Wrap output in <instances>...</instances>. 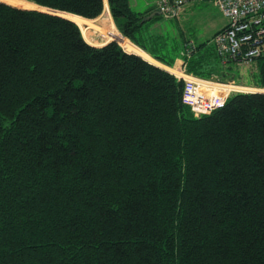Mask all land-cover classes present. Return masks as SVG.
Segmentation results:
<instances>
[{
	"label": "trees",
	"instance_id": "obj_1",
	"mask_svg": "<svg viewBox=\"0 0 264 264\" xmlns=\"http://www.w3.org/2000/svg\"><path fill=\"white\" fill-rule=\"evenodd\" d=\"M27 1L90 21L105 9ZM107 3L124 38L174 64L182 47L152 28L163 14ZM120 44L0 1V264H264V92L196 116L183 79ZM185 63L264 88V44L224 62L212 40Z\"/></svg>",
	"mask_w": 264,
	"mask_h": 264
},
{
	"label": "built area",
	"instance_id": "obj_2",
	"mask_svg": "<svg viewBox=\"0 0 264 264\" xmlns=\"http://www.w3.org/2000/svg\"><path fill=\"white\" fill-rule=\"evenodd\" d=\"M196 1L204 0H159L158 7L164 17L174 19L181 16L187 4ZM211 1L228 20L227 25L213 37L216 50L224 62H249L261 55L264 44V0ZM115 41L119 42L118 39ZM195 48V43L191 42L184 56L182 70L175 72V76L185 81L183 100L196 116L209 114L223 107L234 92H247L252 89L237 84L234 80L224 82L188 73L185 58L190 57ZM253 90L257 91L255 88Z\"/></svg>",
	"mask_w": 264,
	"mask_h": 264
},
{
	"label": "rangeland",
	"instance_id": "obj_3",
	"mask_svg": "<svg viewBox=\"0 0 264 264\" xmlns=\"http://www.w3.org/2000/svg\"><path fill=\"white\" fill-rule=\"evenodd\" d=\"M1 1H5L9 4L19 6V7H24V8H37V9L48 10L46 8H42L27 0H1ZM105 1L107 2V0ZM158 2L159 0H131V4L133 8L139 11H144L148 8L156 7L158 6ZM106 5H105V8H106ZM108 8H109V5H108ZM109 14L114 21L110 8H109ZM107 15L108 13H106V16ZM75 20L77 23H80V20H83V19L75 17ZM227 23H228L227 18L224 16L221 10L213 4L211 0L196 1V2L187 4L186 8L184 9L180 17H177L174 19H170L166 17L160 18L154 24L152 28L156 32H164V34H166L169 37L172 46L178 43V45L182 47L180 50V54L176 57V61L174 62L173 65H168V64L163 63L164 66H161V67L167 69L169 72H171L174 75H175V72H178V71L180 72L182 70V65H183L182 63L184 60V56L186 52L188 51L189 44L193 42L195 43V45H197L200 43L212 41L214 35L219 30H221L224 26H226ZM99 25L101 26L106 25L107 27H111L110 24L106 22H101L99 23ZM114 26H116L117 30L120 33H122L118 29L115 21H114ZM92 31L93 32L90 37L94 43H96L95 41H102L105 43L113 41V40L115 41V39H107L106 37H103V35L95 29H92ZM131 42L134 43L133 41ZM97 46H100V45H97ZM132 53H135V52H132ZM242 68L245 69V67H242ZM236 69L237 70L235 72L239 76L241 72V68L238 67ZM236 83L239 84L237 81ZM244 86H248V85H244ZM248 87L252 88L250 90L247 89L248 91H255L253 89L257 88V87H252V86H248Z\"/></svg>",
	"mask_w": 264,
	"mask_h": 264
},
{
	"label": "crops",
	"instance_id": "obj_4",
	"mask_svg": "<svg viewBox=\"0 0 264 264\" xmlns=\"http://www.w3.org/2000/svg\"><path fill=\"white\" fill-rule=\"evenodd\" d=\"M105 5H106V8H105L104 13L100 19L95 20V21L83 19V20H80V23H78V25L81 27V30H82V33H83V36L85 37V39L88 42H90L96 46L97 45H100V46L104 45L105 42L95 41L96 43H94L93 40L91 39L90 36L93 32L92 29H95V30L99 31L103 35V37H106V38L114 37V38L118 39L126 51L138 53V54L142 55L145 59H148L151 62H154L156 64L164 66V64L157 61L156 59L150 60L147 52H145L143 49H141L140 47H138L137 45L132 43L131 40L123 38V36L118 32L116 26H114V21L109 14L108 3L106 1H105ZM158 9H159V7L156 6L153 8H148L144 11H147V10L155 11ZM106 13H108L107 16H106ZM101 22L109 23L111 27H107L106 25H103V26L99 25V23H101ZM85 24H87L88 27H85Z\"/></svg>",
	"mask_w": 264,
	"mask_h": 264
},
{
	"label": "water",
	"instance_id": "obj_5",
	"mask_svg": "<svg viewBox=\"0 0 264 264\" xmlns=\"http://www.w3.org/2000/svg\"><path fill=\"white\" fill-rule=\"evenodd\" d=\"M1 1V0H0ZM3 2H5V1H3ZM7 3V2H6ZM32 9H37V8H32ZM38 10H42V11H47V12H51V13H54V14H57V15H60V16H63V17H66V18H69V19H71V20H73V21H75L74 19H72V18H70V17H68L67 15H65L66 13H68V12H65V11H58V10H53V9H48V10H44V9H38ZM72 14V13H71ZM75 15V14H74ZM156 15H162V12L158 9V10H155V11H152L149 15H148V19H150V18H152L153 16H156ZM84 18V17H83ZM86 19H89V18H86ZM76 22V21H75ZM77 23V22H76ZM78 24V23H77ZM85 27H88V25L87 24H85ZM108 43V42H107ZM107 43H105V44H107ZM104 44V45H105ZM142 56V55H141ZM148 60V59H147ZM157 65H159V64H157ZM159 66H162V65H159ZM258 91H262V92H264V88H260V90H258Z\"/></svg>",
	"mask_w": 264,
	"mask_h": 264
},
{
	"label": "bare ground",
	"instance_id": "obj_6",
	"mask_svg": "<svg viewBox=\"0 0 264 264\" xmlns=\"http://www.w3.org/2000/svg\"><path fill=\"white\" fill-rule=\"evenodd\" d=\"M70 18H72V19H74V20H75V17H70ZM75 21H76V20H75ZM127 52H128V51H127ZM258 90H260V89H257V91H258Z\"/></svg>",
	"mask_w": 264,
	"mask_h": 264
}]
</instances>
